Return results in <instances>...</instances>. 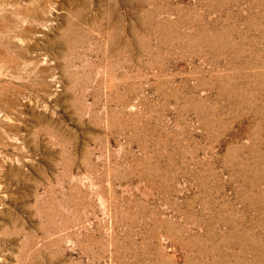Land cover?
Here are the masks:
<instances>
[{
	"label": "rangeland",
	"instance_id": "1",
	"mask_svg": "<svg viewBox=\"0 0 264 264\" xmlns=\"http://www.w3.org/2000/svg\"><path fill=\"white\" fill-rule=\"evenodd\" d=\"M0 264H264V0H0Z\"/></svg>",
	"mask_w": 264,
	"mask_h": 264
}]
</instances>
